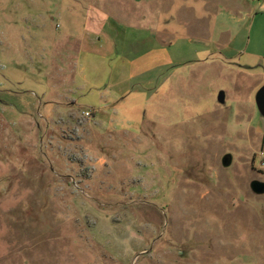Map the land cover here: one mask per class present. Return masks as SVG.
I'll return each instance as SVG.
<instances>
[{
	"label": "rangeland",
	"instance_id": "1",
	"mask_svg": "<svg viewBox=\"0 0 264 264\" xmlns=\"http://www.w3.org/2000/svg\"><path fill=\"white\" fill-rule=\"evenodd\" d=\"M100 2L0 0V264H264V118L246 115L264 0L72 10ZM71 31L93 45L75 109L43 100L60 61L45 51ZM110 81L123 111L99 104Z\"/></svg>",
	"mask_w": 264,
	"mask_h": 264
},
{
	"label": "crops",
	"instance_id": "2",
	"mask_svg": "<svg viewBox=\"0 0 264 264\" xmlns=\"http://www.w3.org/2000/svg\"><path fill=\"white\" fill-rule=\"evenodd\" d=\"M100 1L102 5L94 6L92 4H89V6L84 10L80 9L81 6L78 5V6L72 7V10L74 11V13L77 12L81 14L85 13L87 10L88 12L87 14H85V16L86 18L90 20L89 14H91V12L89 11L90 10L89 8H93V9L96 8L98 11H100L101 8L104 7L103 3H105V0H100ZM76 7L78 8V10L75 9ZM89 27L91 28L92 32L93 30L95 31L97 29V26L94 23L92 24V26H89ZM61 39H62V42H64V45L57 47L55 49V53L52 50L45 51V53L50 54V58L54 57L53 59L60 60V61L56 67V77H55L54 84H52L51 89L47 93L44 94L43 100L47 101L48 103H57V104L63 103V105L70 106V107H73V109H75L79 107V102L81 101V98L79 99L78 97V93L84 88L82 84H79V82H77V77L82 75L78 72V71H82L83 69L81 66V64H83L82 55H84V53H91L93 45L85 38V36L83 37L84 40L79 39L78 36L73 31H71L68 35L61 37ZM71 39H75L77 40V42L75 43V45L68 46L67 44L70 42ZM79 65L81 66V68L79 67ZM83 66H85V64H83ZM51 82H53L52 78H51ZM88 83L90 82L88 81ZM90 84L91 85L94 84L95 86L99 85V84H95L92 82ZM72 85H75L74 89ZM110 85H111V81L108 83L107 86H104V84H102V87L103 86L105 87L103 90H100V88H98V92L96 94L102 95L101 100L99 101V104H102L103 108H107L112 111H123V107L122 105H120L119 101L124 99V97L122 96V93H124V91L120 89L116 90L117 88L116 89L113 88L114 90H112L110 89L111 87ZM57 88H61L60 94L59 92L56 93ZM151 94L159 95L160 88L159 90L157 89L154 90V92H152ZM150 99L151 97L149 98V100ZM133 109L137 110L136 107H134ZM151 109L154 112L157 111V105H153ZM246 110H248V113L246 115L249 116L251 120L254 119L255 114L257 113L256 111H258L257 106L255 105V106L249 107ZM100 114L102 116L101 118L102 120L111 121L110 119H108L107 111L105 113L100 111ZM69 116L75 117L74 115H69ZM95 120H98V119L96 118L95 113H94V117L91 120V124L97 125ZM102 125L105 126L106 122H104ZM262 140H264V136H262Z\"/></svg>",
	"mask_w": 264,
	"mask_h": 264
},
{
	"label": "water",
	"instance_id": "3",
	"mask_svg": "<svg viewBox=\"0 0 264 264\" xmlns=\"http://www.w3.org/2000/svg\"><path fill=\"white\" fill-rule=\"evenodd\" d=\"M219 102L224 103L225 95L221 93L219 95ZM256 106L260 113V115L264 118V86L258 91L256 95ZM222 164L224 167H230L232 165V157L224 156L222 160ZM251 191L256 195H264V182L259 180H254L250 184Z\"/></svg>",
	"mask_w": 264,
	"mask_h": 264
},
{
	"label": "built area",
	"instance_id": "4",
	"mask_svg": "<svg viewBox=\"0 0 264 264\" xmlns=\"http://www.w3.org/2000/svg\"><path fill=\"white\" fill-rule=\"evenodd\" d=\"M83 114L86 118H90L92 116L90 111H85ZM259 155L261 158V166L264 168V148L259 152Z\"/></svg>",
	"mask_w": 264,
	"mask_h": 264
}]
</instances>
